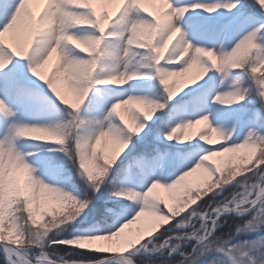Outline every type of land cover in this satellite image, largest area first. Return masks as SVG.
Listing matches in <instances>:
<instances>
[{
  "label": "snow or ice",
  "instance_id": "snow-or-ice-1",
  "mask_svg": "<svg viewBox=\"0 0 264 264\" xmlns=\"http://www.w3.org/2000/svg\"><path fill=\"white\" fill-rule=\"evenodd\" d=\"M30 2L31 0H0V118L7 123V130L0 129V136L3 137L0 139V152L4 153L6 159L8 157L20 159L21 157L15 151V142L18 138H25L19 135L25 127L39 126L44 128L49 133L46 137L48 141L55 144L59 141L57 151L62 150L64 145L71 140L78 150L73 166L76 168L77 174L91 189L93 196L100 193L113 172L118 171V162L128 150L129 145L133 143V136H140L141 133H143L144 138L157 135V130L161 128V121L165 118V110H171L181 102L191 103L194 117L186 119L182 111L171 113V120L176 122L173 124L170 120L169 126L164 127L159 133V136L170 144L172 142L178 143L172 139V136L178 131L177 125L199 120L204 116H207L209 120V115H198V113H203L204 106L208 103L207 97H201V94L197 93L191 101H186L185 97L189 96L190 93L186 92L185 89H189L190 86H195L191 88L192 92H197V89H204L208 84V80L204 78L210 70H215L221 74L238 73L235 77V87L215 94L212 97L214 103L232 106L233 104L219 103L217 97L229 95L236 98L247 95L248 92H255L259 96L264 91V75H256L257 66L264 68V59L260 57H257L252 64H249L246 58H242L237 62L238 66L233 67L228 60L218 58L223 57L224 53L229 51L223 46L217 51L215 48L194 44L188 54L179 62H175L172 58L171 49H168L167 54L162 57L158 55L168 30V26L160 22V12L166 13L168 20L175 23L177 20L180 21V18L184 17L186 13L191 16L190 8H203L208 13H212L220 7L218 4H190L186 3L185 0H156L158 7H155L154 4L155 11L146 12L141 7V0H105V3L115 6L116 15L115 18H112L107 11L98 14L96 7L93 6V0H90L88 7H77L67 3V0H42L45 7L39 17L33 15L29 7ZM233 5L235 7H232ZM224 7L229 10L235 8L238 12L246 8L249 18L254 21L253 24L256 23L258 16H264V13H261L253 3L245 5L241 4V0H233V2L225 4ZM58 11H76L96 21L95 24L76 25L73 29L77 34L93 35L99 38L98 47L91 55L80 52L78 48L73 49L72 53L69 54L67 49L71 46L66 45L62 40L58 41L61 33L54 15L58 14ZM48 20L52 21L49 26L37 29V24ZM137 23L155 26V35L150 42H137L131 31L132 26ZM84 28H92L94 32L75 31V29ZM181 28L183 29L182 25ZM249 29L236 42L244 35L249 34ZM9 33L13 37H19L15 48L6 47L5 38L6 34ZM130 37H132L131 40ZM196 48L211 49V51L198 54ZM77 52L85 55L78 56L75 54ZM213 52L216 55H212ZM54 54V71L47 80H44L40 69L53 61ZM73 58L89 61L90 65H94V67H91L90 72L82 73L74 67ZM125 60L147 61V64L141 67L150 69L152 74L158 78L159 84L163 86L165 99L158 101L142 95H128L112 102L103 118L82 116V105L89 95L90 89L101 85L124 86L129 81L144 78L139 71L131 70L124 63H121ZM109 66L112 68L111 72L108 71ZM21 68H26L27 77L33 81L41 82L52 94V99L68 110L69 119L48 124H29L15 119L18 116L19 107L13 105L26 104L37 94V90L31 86L28 79L20 71ZM177 73L180 75L177 76ZM108 75H123L129 79L127 83L122 85L108 83L93 85L91 83L93 80L106 79ZM244 76H247L252 83L245 86L242 82ZM202 80L203 83L198 84ZM56 82H61L63 89L57 88ZM180 88H183V91L178 94L177 90ZM66 94H71L72 103H69ZM78 99H80L79 103H77ZM120 102H126L128 111H121ZM242 102L240 101V103ZM114 104L117 105L116 108L112 107ZM147 104L158 106L148 119L143 115ZM233 118L234 114L232 113H218L216 120L219 122L212 124V126L219 132L218 126L227 124ZM196 138L198 139L195 144L185 141L179 143L184 146L186 155L177 165L175 174L171 178L154 173L134 176L133 182L139 184L143 191L134 187H120L111 193H137L139 199L134 195L132 200H127L128 204L120 199L111 205L98 204L94 218L104 223V228H93L87 232H73L67 238L61 237L70 228L82 227L81 221L87 220L92 211L89 208L92 199L75 197L66 188L59 185L57 186L63 192V207L56 201L47 199L40 194L34 197L31 190L25 187V177L21 172L14 174L13 178L18 190L10 194L7 184L8 178L6 177L4 204L0 210V234L5 233V214L7 212L12 219V224L8 225V229L10 232L16 233L13 244L22 245L26 241L27 237L17 223L15 213L18 207L15 211H10L15 204L21 206L19 210L24 212L25 219L28 221L27 226L37 230L35 243L30 244L22 256L23 264H43L44 261H47V264H119L118 257L126 256L131 249L148 241V238H151L152 242L158 243L159 249L166 248L170 243L175 244L176 247L168 255L171 256L172 253L178 252L179 257H183V259L173 258L174 264H198L201 257L212 252L221 253L226 257V260L220 264H230V261L231 264H235V261L231 260L229 256V244L237 235L242 234L237 231L241 224H236L235 228L231 230V235L217 234L216 229L222 227L224 223L221 217L232 213L237 216H248L249 213L264 211V209L257 201L252 200L251 203L244 205L248 212L235 213L230 211L237 197V191L243 189L245 185L237 186L235 183L223 181L221 166L206 163L215 157H223L224 155L217 153L210 156L209 153H216L217 149H224L229 144L238 141L229 139L219 143L214 149L207 146V143L201 140L199 136ZM193 140L191 139L190 142ZM197 144L200 147H197ZM104 146H110L111 150L105 151ZM43 167L47 168L45 161H43ZM196 173L201 174V181L192 185L188 182V178ZM212 177L217 178L212 185L214 190H210L207 195L202 194L204 197H209L208 199H201V195L192 197L182 204H168L167 201L155 196L154 191L149 192L154 181H159L162 185H172L173 188L182 187L186 183L191 189L200 191L208 187L206 181L210 182ZM221 182L224 183L223 188L219 186ZM231 184H235V189L224 193L225 187ZM253 187V196H256L258 189ZM163 189L171 191L167 187H163ZM217 196H220V199L217 200ZM115 197L123 198L122 195ZM73 202L86 206L84 212L76 217L72 216L71 205ZM44 205L52 207L42 210ZM189 205L194 206L189 208ZM106 208L112 210V215L115 217L114 223L108 222L109 218L105 213ZM141 210H143L142 216L160 217L163 218V223H157L155 227L138 223L135 224L137 227L131 228L124 237H121L118 230L124 231L122 225L131 221ZM49 213L52 218H56V223L50 224L47 221L41 225L38 215L42 217ZM181 213L184 214L181 215ZM162 225L167 226L159 231ZM169 225L171 227H168ZM189 226L191 231L172 232L173 228ZM169 232L171 235L166 234ZM114 233L116 235H113ZM160 236L164 237L162 242L159 240ZM83 237H96L98 239L91 243H80L78 238ZM5 239L10 238L6 237L5 234L0 236V241ZM191 240L196 241L191 251L181 249V243L186 244ZM247 242L242 241L240 243ZM56 245L67 247H54ZM73 245L76 247H68ZM159 249L154 248L153 250L158 251ZM4 251L8 264H18V261L14 260L11 255L12 252H17L16 248L9 249L6 247ZM60 253H64V255H60ZM65 256L68 258L65 259ZM128 264H131L130 260ZM204 264H218V260L206 261Z\"/></svg>",
  "mask_w": 264,
  "mask_h": 264
},
{
  "label": "clouds",
  "instance_id": "clouds-1",
  "mask_svg": "<svg viewBox=\"0 0 264 264\" xmlns=\"http://www.w3.org/2000/svg\"><path fill=\"white\" fill-rule=\"evenodd\" d=\"M251 2L258 7L261 13H264V0H251ZM67 3L75 5L77 7H88L90 0H67ZM232 7H235L233 5ZM56 16L57 27L60 29V36L58 41L62 40L66 45H70L67 49L69 54L72 53L73 49L78 48L80 52H85L91 55L95 49L98 47L99 38L93 35H83L77 34L73 31L76 25L80 24H95L96 21L89 19L87 16L76 12V11H63ZM160 22L168 26L167 33L164 36L163 45L161 46L158 55L163 56L168 49H171V55L175 62L182 60L193 47L192 41L188 38L187 34L181 28V23L177 20L172 23L168 20V15L164 12H160ZM52 23L51 20L41 21L36 25L37 29L45 26H49ZM155 26H150L144 23H137L132 26L131 31L138 43H148L155 35ZM132 37H130V40ZM205 51H211V49L205 50L201 48H196V52L201 54ZM216 55V53H212ZM257 57L264 59V16H258L256 23L253 24L249 29V34L244 35L235 45L226 53L223 57H218L219 59L228 60L231 62L232 66H238L237 62L242 58H246L249 64L255 62ZM74 59V67L82 73L90 72L91 67L89 61ZM128 68L135 65L138 69L141 66L147 64V61H121ZM108 71L111 72V66L108 67ZM177 76L180 73L176 74ZM129 77L123 75H108L106 79L103 80H93L91 83L94 85L96 83H108L122 85L127 83ZM247 92V90H245ZM249 98H254V101H258L259 107L252 109L251 114L247 111L244 112L243 116L239 118L236 123L232 125H219L220 131L218 132L216 128H213L212 124L209 122L208 117H201L199 120L189 121L186 124L177 125L178 131L172 136L178 143H184L183 136L186 129H191L198 125H203L199 132V138L208 143L211 138V134L215 135L218 143H223L226 140L233 139L236 137L237 143L229 144L224 149H217L216 153H209L208 155H216L217 153H223V157H226L225 164L227 166V174H224V168H222L223 181L227 183H235L237 186L245 185L241 190L237 191V197L233 204L232 209L235 213L248 212V209L244 207L245 204L251 203L252 200L257 201L261 208L264 209V91L260 93L259 96L255 92H248L247 95H241L239 97H232L229 95H221L217 97V101L221 104H240V101L249 100ZM80 99L77 100V103ZM250 102H253L250 100ZM116 108L117 105H113ZM121 111H128L126 107V102H120ZM158 106L154 104L145 105V111L143 115L146 119L150 118L152 113L156 110ZM257 113L261 115L257 117ZM243 120V127H239L240 120ZM222 133V134H221ZM19 135L35 140V141H48L46 137L49 133L39 126L25 127L23 128ZM190 139H195V136H190ZM207 138V139H206ZM57 144L59 141L56 142ZM37 151L36 155H33L31 150L19 151L15 150L16 153L21 157L20 159H14L12 157L5 158L4 153L0 152V210L3 208L4 195H5V179H7L8 191L9 193H15L18 190L17 185L14 182V174L17 172L23 173L25 177V187L30 189L33 196L37 194L43 197L56 201L61 207L64 205L62 199L63 192L55 183H50L47 176V171L43 167V157L47 155L48 152L53 151L52 149H46L42 145L35 146ZM57 151V150H55ZM62 152L63 155L72 162L75 163V158L78 154L77 148L73 144H65ZM31 158V159H29ZM204 159V158H202ZM237 177H240L237 179ZM216 177H212L211 181H206L208 187L201 189L200 191L191 189L186 183L183 184V199L179 197H174L177 203L182 204L183 202L189 201L192 197H199L202 194L207 195L210 190H214L212 185L216 181ZM175 184V182H173ZM183 183V182H182ZM221 188L224 187V183L221 182L219 185ZM258 189L256 196H253L254 187ZM167 187L171 191L172 185H162L159 181L153 182V187L149 189V192H153L157 188ZM181 187V186H180ZM112 196H123L126 200H132L135 195L139 199V194L137 193H111ZM148 195V193H145ZM21 206H18L17 210V223L23 229L27 239L19 247H16V251L23 256V254L28 250L30 244H34L36 241V229L27 226L28 221L25 219L24 212L19 210ZM73 211L72 216H79L85 210V205L73 202L71 205ZM254 207V205H253ZM143 210L138 212L136 216L128 221L127 224L122 225L124 231L118 230L121 237L127 234L135 224H144L148 227H155L157 223H163V218L151 216H142ZM50 224L56 223V218H51L48 220ZM241 233H256L257 238L255 240L248 241L247 243L234 244L229 249V256L231 260L235 261V264H264V211H258L255 213H249L247 218L244 219V223L237 229ZM4 234H0L2 236ZM113 235H116L114 233ZM96 237H83L78 238L80 243H91L96 240ZM13 244V239H8V245ZM79 246V245H77ZM176 247L175 244L172 245L171 251ZM42 250V249H39ZM152 251V249H149ZM170 253V252H169ZM18 264H23V260L17 259ZM43 264H47L44 261ZM131 264H135V261H131ZM218 264L220 262L218 261ZM231 264V261H230Z\"/></svg>",
  "mask_w": 264,
  "mask_h": 264
},
{
  "label": "rangeland",
  "instance_id": "rangeland-1",
  "mask_svg": "<svg viewBox=\"0 0 264 264\" xmlns=\"http://www.w3.org/2000/svg\"><path fill=\"white\" fill-rule=\"evenodd\" d=\"M100 2L101 4L97 9L98 14H103L105 11H107L110 17L115 18V6L113 4L105 3V0H100ZM185 2L190 4L203 3L208 5H220V7H218L212 13H208L203 8H190L189 12L191 13V16L186 13L184 17L180 18V23L183 26L184 32L187 34L188 38L194 45H204L209 48H215L217 51H219L221 49V46H223L224 49L230 50L236 43V41L254 23V21L249 18L246 8L241 9L238 12L235 8L229 10L224 7L225 4L231 3L233 2V0H185ZM251 3V0H241V4L247 5ZM154 4L155 7H158V4H156V0H141V7H143L146 12H154ZM29 7L31 8L33 15L39 17L45 5L43 4L42 0H31ZM75 31L87 33L94 32L92 28L75 29ZM18 39L19 37H13L11 33L6 34V47L15 48ZM75 54L78 56L85 55L79 52ZM166 54L167 53H165V55ZM54 59L55 54L53 55V61L40 69V73L43 75L44 80H47L54 71ZM257 68L258 71L256 75H264V68H260L259 66H257ZM130 69L139 71L141 76L144 78L129 81L124 86L101 85L90 89L89 95L86 97L84 104L82 105L81 115L84 117L91 116L95 118H103L104 113L107 111L112 102H114L118 98H123L124 96L128 95H142L158 101H162L165 99L163 86L159 84L158 78L152 74L150 69L144 67H140L137 69L135 65L131 66ZM20 71L28 79V82L31 84V86L37 90V94L33 96L32 99L26 104L13 105L14 107H19V113L15 119L29 124H48L69 119L68 110L62 104H57L52 99V94H50L49 90H47L41 82H39L38 80L33 81L30 77H27L26 68H21ZM237 75L238 73L235 72L221 74L217 73L215 70H210V72L206 74L204 78L205 80H208V84L205 86V88L197 89V92H192L191 88L195 86H190L189 89H185L186 92L190 93L189 96L185 97V100L191 101L193 96H196L197 93H200L201 97H207L208 103L204 106L203 113H198V115H209V122L211 124H215L219 122L216 120V116L218 113H232L234 114V118L227 123V125H232L243 116L244 112L247 111L249 114H251L250 110L259 107L258 101H254V98H249V100H245L240 104H234L232 106H222L218 103L212 102V97L215 94L222 93L235 87V77ZM37 79H39V77H37ZM222 80L223 83H221ZM242 82L245 86L252 83L247 76L242 77ZM202 83L203 80L198 82V84ZM56 87L63 89V84L61 82H56ZM182 91L183 88H180L177 90V93L179 94ZM181 95H183V93H181ZM66 98L68 99L69 103L73 102V97L71 96V94H66ZM250 100H252L253 102H250ZM175 111H182L186 119L194 118L191 103L185 104L184 102H181L180 104L174 106L171 110H165V118L161 121V128L157 130V135H153L149 138H144L143 133H141L140 136H133L137 140V142H139L137 149L138 151L132 152V150L130 149L129 154L125 158V161L122 159V157L120 158V160L122 161V173L116 183L111 185V188L109 189L108 199H111L112 203H107L108 205L115 203L118 199L124 200L125 204L129 203L124 198H118L110 195L113 190L119 189L120 187H134L139 191H143V188L140 187L139 184L133 182L132 178L134 176L154 173L156 175L162 174L166 178H171L175 174L177 165L183 160L184 156L186 155L184 146L176 142H172L170 144L159 136L160 131H162L164 127L169 126L168 122L171 120V113ZM256 115L259 118L261 114L257 113ZM171 122L174 124L176 121L171 120ZM202 127L203 125H198L191 129H186L184 132V136L182 137L183 140L189 143H197L198 138H195L192 142H190L191 139L189 137H198L200 129ZM239 127H243L242 119L240 120ZM0 129L7 130V123L2 118H0ZM2 138L3 137L0 136V139ZM233 139H236V137L234 136ZM15 143L17 150H31L33 152V155L37 154L38 150L35 147L37 145H42L46 149H52L53 151L48 152L47 155L43 157V160L47 164V176H45V179H48L50 183H55L66 188L69 192H71L73 196L82 199V190L80 189V187H75L72 184L71 180L73 175L71 173L64 174V157L62 155V152L55 151L59 148V145L51 141H35L28 138H18ZM218 144L219 143L217 142L215 135L211 134V138L209 139L207 146L216 149ZM197 147H200V145L197 144ZM104 150L110 151V146H104ZM225 160L226 157H215L213 158V160H210L206 163H211L214 166L216 164H221ZM200 181V173L193 174L192 177L188 178V182L192 185L198 184L200 183ZM182 192L183 188L180 186L172 191H168L163 188H157L154 190V195L167 201L168 204H175L177 200L174 199V197H180V194ZM101 194L102 193H96L94 197L97 198ZM95 200L96 201L94 202V204H98L97 199ZM14 207L15 204L10 211H14ZM34 207H36V205H34ZM50 207L52 206L44 205V208L42 210L50 209ZM89 208L92 211L91 213H89L86 221H81L83 226L79 228L73 227V229L71 230L68 229L67 233L69 235H71L73 232H87L93 228H104L105 224L99 223L98 219L94 218L96 214L95 205L90 204ZM105 212L107 214V217L109 218L108 222L114 223L115 217L112 215V210L106 208ZM38 219H41L39 215ZM10 224H12V219L9 213L6 212V237L14 240L16 233L9 231L8 225ZM162 226L161 229H163ZM131 227L135 228L137 227V225H133ZM176 230L177 232H186L191 231L192 229L189 226L185 228H176ZM68 234H65L67 235L65 236V238L68 237ZM255 239L245 241H251ZM3 241L8 242V239H5ZM146 242V244H144L145 242H142L141 247V244L134 247H140V251L137 253V256H143L144 254H140V252L143 250L153 252L152 254H164L166 251L171 252L172 243H170L164 249H159V245L157 246L156 244H154L151 238H148V241ZM192 242L196 241L191 240L186 244L181 243V247H185ZM234 244H237V242L229 244V247ZM15 245L21 246L19 243ZM154 248L159 250H153ZM149 249H152V251H149ZM12 256L14 260L18 259L14 257V254H12ZM20 260H23V258ZM211 260H218L219 262H222L226 260V257H224L221 253L216 252L209 261ZM201 264H204V262Z\"/></svg>",
  "mask_w": 264,
  "mask_h": 264
},
{
  "label": "trees",
  "instance_id": "trees-1",
  "mask_svg": "<svg viewBox=\"0 0 264 264\" xmlns=\"http://www.w3.org/2000/svg\"><path fill=\"white\" fill-rule=\"evenodd\" d=\"M133 143L130 145L129 149L124 153V155L122 156V159L124 160L125 156L129 154V150L131 149L132 152H135L138 149V143L137 140L133 137L132 138ZM67 144H72L71 140L68 141ZM63 155V153H62ZM64 162H63V166L65 169L64 173H71L72 176V184L75 187H80V189L82 190V199H92V203L91 205H95V208L98 204H107V203H111V199H108L109 195V189L111 188V185H113L115 183V181L117 180V178L119 177L120 171H121V164L122 161L119 160L118 162V171H114L113 174L109 177V179L106 181L105 185L103 186V189L100 193H102L101 195H99L97 198H95L92 193H91V189L88 187V185L85 183L84 180L81 179V177L77 174L76 168L73 166L72 162L69 161L64 155ZM222 168H224V174H227V166L225 164V161L222 162L221 164H219ZM240 177H237V179H239ZM77 189V188H76ZM235 189V184H231L227 187H225V189L223 190L224 193L227 192H231ZM219 191V190H218ZM181 200L183 199V192L180 194L179 197ZM209 197H204L202 195L201 199H208ZM95 199H97L98 204H94V202L96 201ZM216 199H220V196H217ZM200 202V201H198ZM177 203V201L175 202V204ZM194 205H189L190 207H193ZM18 207V205H15L14 207V211L15 209ZM187 210V209H186ZM165 211H167V209H165ZM184 213H181V215H183ZM52 216L49 213L48 215H44L41 217L40 219V224H45L47 223V221L49 219H51ZM247 218V215L245 216H235L233 214H228L225 215L223 217H221V220L224 221L223 226L219 227L216 229V233L217 234H224L225 236L231 235V230L235 228L236 224H242L244 219ZM171 226V225H169ZM168 226V227H169ZM36 227V226H33ZM165 227V226H164ZM73 228H70V230ZM173 232V231H172ZM6 236V233H4ZM65 234H68L67 232L63 234V236L61 238H65ZM167 235H171V232L166 233ZM68 236H70L68 234ZM257 236L256 233H242L240 235H237L234 239H232L230 241L231 243H238L241 241H245V240H250L253 239ZM164 239L163 236L159 237V240L162 242ZM154 243V242H153ZM196 242H192L191 244L185 246V247H181V249L187 250V251H191L193 244H195ZM157 246L159 245L158 243H154ZM54 247H60V248H66L67 246L65 245H56ZM68 247H76L75 245L73 246H68ZM168 251H166L164 254H154V255H143V256H138L137 258H135L136 263L138 264H174V259L173 258H179V259H183V257H179V253H172L171 256L168 255ZM216 252H212L209 254H206L205 256L201 257L200 261H198V264H201L203 262L209 261L212 256L215 254ZM60 255H64V253H60ZM65 258L67 259L68 257L65 256ZM0 264H5L2 258V255L0 253Z\"/></svg>",
  "mask_w": 264,
  "mask_h": 264
},
{
  "label": "water",
  "instance_id": "water-1",
  "mask_svg": "<svg viewBox=\"0 0 264 264\" xmlns=\"http://www.w3.org/2000/svg\"><path fill=\"white\" fill-rule=\"evenodd\" d=\"M6 247L9 248V249H12V247L16 248V247H19V246L15 245V244L8 245V242L0 241V252L3 254L5 263L8 264V261L5 259V251H4V249ZM138 251H139V249H134L132 251H129V253L126 256L122 255V256L118 257L117 259L119 261V264L120 263L128 264L129 260L133 261L131 257L134 256Z\"/></svg>",
  "mask_w": 264,
  "mask_h": 264
},
{
  "label": "bare ground",
  "instance_id": "bare-ground-1",
  "mask_svg": "<svg viewBox=\"0 0 264 264\" xmlns=\"http://www.w3.org/2000/svg\"><path fill=\"white\" fill-rule=\"evenodd\" d=\"M100 4H101L100 0H93V6L96 7V9L99 8ZM19 256L21 255L19 254ZM19 258L21 259V257Z\"/></svg>",
  "mask_w": 264,
  "mask_h": 264
}]
</instances>
